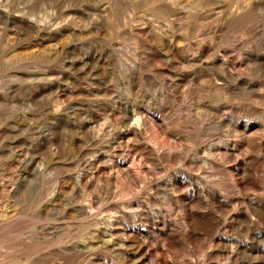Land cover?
I'll return each instance as SVG.
<instances>
[{"label": "rangeland", "instance_id": "374dc122", "mask_svg": "<svg viewBox=\"0 0 264 264\" xmlns=\"http://www.w3.org/2000/svg\"><path fill=\"white\" fill-rule=\"evenodd\" d=\"M0 264H264V0H0Z\"/></svg>", "mask_w": 264, "mask_h": 264}]
</instances>
